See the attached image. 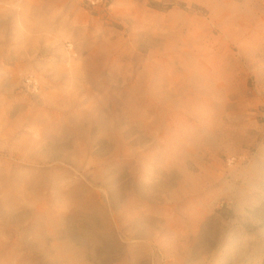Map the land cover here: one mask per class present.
Masks as SVG:
<instances>
[{"label":"rangeland","instance_id":"1","mask_svg":"<svg viewBox=\"0 0 264 264\" xmlns=\"http://www.w3.org/2000/svg\"><path fill=\"white\" fill-rule=\"evenodd\" d=\"M54 231L264 264V0H0V264H67Z\"/></svg>","mask_w":264,"mask_h":264},{"label":"bare ground","instance_id":"2","mask_svg":"<svg viewBox=\"0 0 264 264\" xmlns=\"http://www.w3.org/2000/svg\"><path fill=\"white\" fill-rule=\"evenodd\" d=\"M205 78V77H204ZM198 83V85L200 87H206V80L199 77L198 81H196ZM208 138L209 140H213V136H212V131H210L208 133ZM3 212L8 213L9 211V207H7L6 205H3L2 208ZM17 220V219H15ZM60 234L57 233L56 231L53 232V243H52V248H51V252L54 253L55 257H60L61 261H66L67 264H74L77 261H81L83 262V259L81 258H77L78 256V249L74 246V245H70V244H59L58 243V238H59ZM85 263V260H84Z\"/></svg>","mask_w":264,"mask_h":264},{"label":"built area","instance_id":"3","mask_svg":"<svg viewBox=\"0 0 264 264\" xmlns=\"http://www.w3.org/2000/svg\"><path fill=\"white\" fill-rule=\"evenodd\" d=\"M105 1L106 0H85V3L88 7L95 8L104 5Z\"/></svg>","mask_w":264,"mask_h":264}]
</instances>
